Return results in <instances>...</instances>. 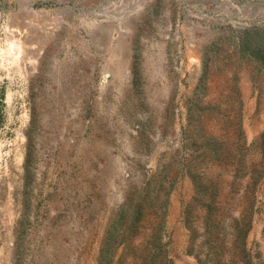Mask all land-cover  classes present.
<instances>
[{"label": "rangeland", "instance_id": "rangeland-1", "mask_svg": "<svg viewBox=\"0 0 264 264\" xmlns=\"http://www.w3.org/2000/svg\"><path fill=\"white\" fill-rule=\"evenodd\" d=\"M0 264H264V0H0Z\"/></svg>", "mask_w": 264, "mask_h": 264}]
</instances>
